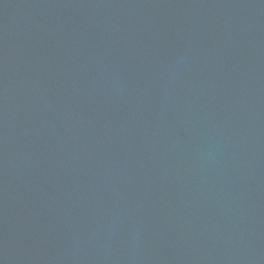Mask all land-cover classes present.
I'll use <instances>...</instances> for the list:
<instances>
[{
    "label": "water",
    "instance_id": "water-1",
    "mask_svg": "<svg viewBox=\"0 0 264 264\" xmlns=\"http://www.w3.org/2000/svg\"><path fill=\"white\" fill-rule=\"evenodd\" d=\"M0 264H264V0H0Z\"/></svg>",
    "mask_w": 264,
    "mask_h": 264
}]
</instances>
